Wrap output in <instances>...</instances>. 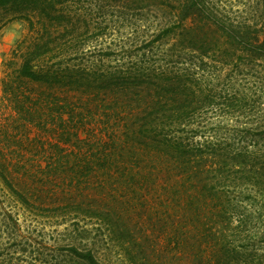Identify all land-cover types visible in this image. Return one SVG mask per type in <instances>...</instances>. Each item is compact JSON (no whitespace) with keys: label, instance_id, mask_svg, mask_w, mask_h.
Returning <instances> with one entry per match:
<instances>
[{"label":"rangeland","instance_id":"374dc122","mask_svg":"<svg viewBox=\"0 0 264 264\" xmlns=\"http://www.w3.org/2000/svg\"><path fill=\"white\" fill-rule=\"evenodd\" d=\"M69 1L88 27L79 40L85 61L103 70L154 66L188 83L196 101L179 119L166 120L169 137H183L188 149L213 158L239 156L247 169H197L201 178L194 180L196 169H148V157H137L133 144V118L127 128L118 127L95 108L77 109L74 116L85 119L74 131L64 108L46 128L20 119L2 97L1 79L29 23L2 22L0 264H85L72 247L92 250L102 264H182L184 237L210 239L216 224L207 216L185 219L180 202H167L166 189L186 195L203 188L210 202L216 193L228 203L264 202L263 0ZM178 39L191 48L171 50ZM258 229L257 222L246 232L228 229L222 261L215 264L264 261ZM234 247L242 251L238 259Z\"/></svg>","mask_w":264,"mask_h":264},{"label":"trees","instance_id":"16d2710c","mask_svg":"<svg viewBox=\"0 0 264 264\" xmlns=\"http://www.w3.org/2000/svg\"><path fill=\"white\" fill-rule=\"evenodd\" d=\"M70 4L69 0H0V15L4 17L0 18V23L5 24L11 19H23L29 23L28 33L16 41L10 58L6 59L1 79L2 97L10 102L20 119L46 128L55 116L54 111L64 108L70 111L69 121L74 131L78 127L77 120L85 119L83 113H79L81 117L74 116L77 109L95 108L103 111L106 121L115 118L118 127L122 122L127 128L133 118V144H136V152L139 151L137 157H148V169H196L190 173L192 180L194 176L201 178L197 169H247L239 156L230 157L229 161L222 157L213 158L199 149H188L183 137H169L166 129L170 126L166 120L179 119L196 101V94L188 83L174 79L167 71L158 72L154 66L137 64L133 71L129 68L126 71L103 70L97 62L85 61L80 55L83 47L79 40L87 33L88 27L82 14L73 11ZM193 6L191 3L189 7ZM208 18L212 19L210 15ZM219 25L231 34L228 27ZM180 40H176L170 49L180 53L191 48ZM75 94L77 98L71 101ZM94 112L90 115L94 116ZM111 113L116 115L111 116ZM153 181L157 182V178ZM166 190L167 202H180L177 203L179 213L185 219L207 216L216 224L213 240L209 233L210 239H200L196 243L192 236L184 237L182 264L222 261L220 250L227 247L228 229L233 234L246 232L248 226L257 222L260 229L256 232L264 235V202L228 203L225 194L218 193L210 202L209 199L203 200L208 196L206 190L198 187L186 195L182 189L172 190L170 194ZM177 196H184L183 202ZM199 198L202 200H195ZM225 224H229V228L224 227ZM71 250L85 264H102L90 249L83 251L72 247ZM231 253L237 258L242 251L234 247ZM240 264H264V261L261 257L258 262L247 263L246 260Z\"/></svg>","mask_w":264,"mask_h":264},{"label":"crops","instance_id":"0c3cea01","mask_svg":"<svg viewBox=\"0 0 264 264\" xmlns=\"http://www.w3.org/2000/svg\"><path fill=\"white\" fill-rule=\"evenodd\" d=\"M7 48H6V43H3L2 41L0 42V56L2 55V53L4 51H6Z\"/></svg>","mask_w":264,"mask_h":264}]
</instances>
